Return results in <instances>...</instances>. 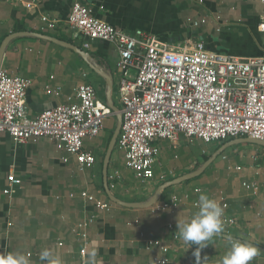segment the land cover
Segmentation results:
<instances>
[{
    "label": "crops",
    "instance_id": "crops-1",
    "mask_svg": "<svg viewBox=\"0 0 264 264\" xmlns=\"http://www.w3.org/2000/svg\"><path fill=\"white\" fill-rule=\"evenodd\" d=\"M73 1L0 0V43L7 34L24 31L45 34L76 48L31 35L19 36L6 46L0 68L30 81L25 101L30 116L76 102L75 90L81 83L91 84L98 100L116 110L111 108L112 115L105 118L97 136L83 140V149L96 158L90 168L82 169L74 156L57 150L48 138L15 146L8 134L0 133V256L19 251L29 255L32 264H44L39 255L49 249L62 264H80L82 240L72 228L94 215L86 229V264H153L154 256L165 257L171 264H194L196 246L185 251L187 246L179 239L176 222L198 210L195 203L203 192L218 202L226 201L224 213L234 219L224 223L223 232L201 251V258L208 256L205 264H221L232 239L257 246L259 253L250 264H264V189L252 194L242 187V182L264 187L261 145L233 141L245 137L212 143L181 137L174 145L161 139L157 141L154 176L146 183L125 167L123 153L114 145L104 180L103 158L121 110L120 73L111 45L92 41L84 48L81 39L71 37L66 19ZM81 1L90 6L95 17L112 26L126 32L142 29L162 42L201 40L212 51L236 56L258 55L264 47V33L259 30L264 24V5L260 0ZM43 15L56 20L53 28L45 27ZM196 20L198 24L193 25ZM115 97L119 106L114 105ZM224 144L199 175L163 189L149 207L123 206L109 196L145 204L161 184L196 170L204 157L210 158ZM239 171H243L240 177L236 174ZM9 172L22 180L11 198L2 192ZM111 174L115 176L114 187L109 186ZM83 190L108 202L109 209L93 208L79 196ZM171 201L170 209L154 211L155 204ZM7 220L12 223L10 227ZM160 246L165 249L160 250Z\"/></svg>",
    "mask_w": 264,
    "mask_h": 264
},
{
    "label": "built area",
    "instance_id": "built-area-1",
    "mask_svg": "<svg viewBox=\"0 0 264 264\" xmlns=\"http://www.w3.org/2000/svg\"><path fill=\"white\" fill-rule=\"evenodd\" d=\"M260 1L264 5V0ZM42 20L49 29L56 24L47 15ZM192 23L197 25L198 21ZM66 26L73 39L83 41L84 48H89L92 41L113 47L115 67L120 73L121 103L115 146L123 153L125 167L142 183L154 176L158 140L165 139L173 145L181 137L203 143L237 137L264 142V47L258 55L236 56L212 51L201 40L162 42L142 29L126 32L112 26L95 17L90 6L81 0L71 3ZM259 30L264 33V24L259 25ZM29 85V80L0 68V133L8 134L15 146L48 138L57 150L74 156L82 169L92 167L96 158L83 149V140L98 135L105 118L112 115L111 108L98 100L91 84L81 83L75 90L76 102L30 116L25 106ZM62 160L66 162L67 158ZM109 179V186L114 187V174ZM21 184V178L9 172L2 192L11 198ZM242 187L252 194L264 189L256 182H242ZM79 196L96 210L109 209L108 202L86 190ZM219 203L224 210L228 207L226 201ZM172 206L173 201L157 203L154 211ZM94 219L90 215L72 228L73 234L82 240L80 264H86L89 244L86 229ZM222 219L223 223L234 222L225 213ZM11 225L7 220L6 226ZM172 236L178 237L175 233ZM164 249L160 246V250ZM152 261L171 264L159 256Z\"/></svg>",
    "mask_w": 264,
    "mask_h": 264
},
{
    "label": "clouds",
    "instance_id": "clouds-1",
    "mask_svg": "<svg viewBox=\"0 0 264 264\" xmlns=\"http://www.w3.org/2000/svg\"><path fill=\"white\" fill-rule=\"evenodd\" d=\"M197 211L189 218L176 222L179 239L187 246L185 251L192 245L194 264H205L208 256L201 258V251L210 245L213 237L224 230V209L220 203L208 194L201 192L198 197ZM259 253V248L252 243L242 242L238 239L230 241V248L222 258L221 264H250ZM95 255V252L92 253ZM44 264H62L59 256H54L52 251L44 249L39 255ZM0 264H32L29 255L22 252H9L0 256Z\"/></svg>",
    "mask_w": 264,
    "mask_h": 264
},
{
    "label": "water",
    "instance_id": "water-1",
    "mask_svg": "<svg viewBox=\"0 0 264 264\" xmlns=\"http://www.w3.org/2000/svg\"><path fill=\"white\" fill-rule=\"evenodd\" d=\"M25 35H31V36H35V37H38V38H43V39H47V40H51L53 42H56L58 44H61V45H64L66 47H69V48H72V49H76L74 45H72L71 43H68V42H64L62 40H58L54 37H51V36H48V35H45V34H41V33H34V32H24V31H17V32H12V33H9L7 34L3 40L1 41L0 43V65H1V61H2V58H3V54H4V50L6 48V46L9 44V42L11 40H13L14 38H17L19 36H25ZM111 108H113L114 110H116V108L111 105ZM120 124H121V115H120V111H118V114H117V123H116V127H115V130L113 131V134L111 136V139L109 141V144H108V147H107V150H106V153L104 155V158H103V163H102V166H103V175H104V180L106 179V174H107V167H108V162H109V159H110V156H111V152H112V148L113 146L115 145V142H116V138L118 136V133H119V129H120ZM238 140H243V141H246V142H251V143H254V144H258V145H261V146H264V142L262 141H259V140H254V139H251V138H240V139H237V140H233V141H238ZM226 146V144H224L219 150H217L210 158H208L199 168H197L196 170L194 171H191L187 174H184V175H181V176H178V177H175L173 179H170V180H167L165 181L163 184H161L154 192L152 198L146 202L145 204H136V203H133V202H124V201H120L114 197H112L111 195L110 198L113 200V201H117L119 204L123 205V206H127V207H138V206H144V207H149L151 205H153L155 202H157L161 192L163 189L167 188V187H170V186H173V185H176L182 181H185V180H188V179H191L197 175H199L203 170L204 168L213 160V158H215L217 156V154ZM105 187V190L108 192V188H107V185L105 183L104 185Z\"/></svg>",
    "mask_w": 264,
    "mask_h": 264
},
{
    "label": "rangeland",
    "instance_id": "rangeland-1",
    "mask_svg": "<svg viewBox=\"0 0 264 264\" xmlns=\"http://www.w3.org/2000/svg\"><path fill=\"white\" fill-rule=\"evenodd\" d=\"M114 100V105L115 106H119V104L117 103V99H116V97L113 99ZM193 140V139H192ZM200 141V140H199ZM202 142V141H201ZM215 147H217V145H214L213 146V148L214 149H216ZM263 148H264V146H262ZM212 148V149H213ZM211 151V150H210ZM115 153V150L113 151V154ZM207 160V157H204V159L201 161V163H203V162H205ZM243 173V171H239V172H237L236 174H238L239 175V177H240V175Z\"/></svg>",
    "mask_w": 264,
    "mask_h": 264
}]
</instances>
